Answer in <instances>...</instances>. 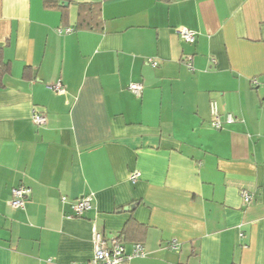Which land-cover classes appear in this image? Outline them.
Masks as SVG:
<instances>
[{"label": "crops", "instance_id": "1", "mask_svg": "<svg viewBox=\"0 0 264 264\" xmlns=\"http://www.w3.org/2000/svg\"><path fill=\"white\" fill-rule=\"evenodd\" d=\"M77 3H100L95 30ZM62 7L0 0V264H87L92 226L116 238L129 220L126 252L145 256L127 264H264V0Z\"/></svg>", "mask_w": 264, "mask_h": 264}, {"label": "built area", "instance_id": "2", "mask_svg": "<svg viewBox=\"0 0 264 264\" xmlns=\"http://www.w3.org/2000/svg\"><path fill=\"white\" fill-rule=\"evenodd\" d=\"M181 40L186 43L193 44L195 42V33L187 28H178L176 30ZM191 60V58H187ZM152 66H157V63L151 59L147 60ZM190 67V63L188 62ZM141 84H130L128 89L135 96H140L142 91ZM50 89L56 93H60L63 90L61 81L58 80L50 86ZM264 103V100H263ZM210 113L212 116L211 126L216 129L222 128V122L219 118L216 103H210ZM32 121L36 125H42L46 122L45 115L41 113H34L32 115ZM226 124H232L235 119L227 114L224 118ZM139 172H133L130 174L129 180L134 182L139 178ZM30 194V189L24 185H19L12 188L10 206L13 209H23L26 203V199ZM240 197L245 205H248L251 201V195L246 190L240 191ZM66 198L62 197V201L65 202ZM91 197H82L77 199L72 205L71 209L76 217H81L86 211L91 208ZM91 244H92V258L87 264H127L132 258H140L145 256L144 248L141 244H133L130 253L126 252L124 245L116 238H107L96 226H92L91 229ZM173 247V246H172ZM175 248V247H174Z\"/></svg>", "mask_w": 264, "mask_h": 264}, {"label": "trees", "instance_id": "3", "mask_svg": "<svg viewBox=\"0 0 264 264\" xmlns=\"http://www.w3.org/2000/svg\"><path fill=\"white\" fill-rule=\"evenodd\" d=\"M60 1L67 2L68 4H73L75 0H43L44 6L46 8L50 9H58V10H64L62 6L59 5ZM78 8V17L76 22V28L78 29H86V30H95L99 25V10H100V3H77ZM9 72V67L2 66L0 67V85H1V78L4 74ZM27 69L25 70L26 75ZM24 75V76H25ZM27 76V75H26ZM138 203L133 204V208L137 206ZM130 211L131 213L133 212ZM130 222L132 220H129L127 224L125 225L126 228H128ZM121 231L119 236L116 237L117 240H119L124 245V237L125 235V229Z\"/></svg>", "mask_w": 264, "mask_h": 264}, {"label": "water", "instance_id": "4", "mask_svg": "<svg viewBox=\"0 0 264 264\" xmlns=\"http://www.w3.org/2000/svg\"><path fill=\"white\" fill-rule=\"evenodd\" d=\"M59 5H60V6H64V7H68L69 4H68L67 2L60 1V2H59ZM127 209H128V208L125 207V210H127Z\"/></svg>", "mask_w": 264, "mask_h": 264}]
</instances>
